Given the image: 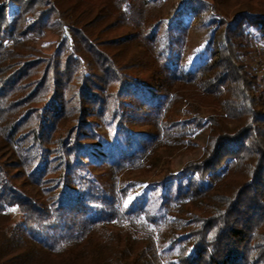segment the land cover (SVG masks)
<instances>
[{
  "label": "trees",
  "instance_id": "obj_1",
  "mask_svg": "<svg viewBox=\"0 0 264 264\" xmlns=\"http://www.w3.org/2000/svg\"><path fill=\"white\" fill-rule=\"evenodd\" d=\"M228 2L0 0V264H264V7L228 19ZM202 12L210 40L184 55ZM209 123L195 177H123Z\"/></svg>",
  "mask_w": 264,
  "mask_h": 264
},
{
  "label": "rangeland",
  "instance_id": "obj_2",
  "mask_svg": "<svg viewBox=\"0 0 264 264\" xmlns=\"http://www.w3.org/2000/svg\"><path fill=\"white\" fill-rule=\"evenodd\" d=\"M210 2L215 3L216 0H208ZM229 2L223 6L219 5L218 9L221 8L222 13H224L226 16H228V19H231L234 13L239 9H251V10H260L264 7V0H228ZM171 3L161 4L159 7L156 6V8L150 7L149 9V15L147 21H155L159 15H165L168 13ZM13 12H17V7H13ZM210 15L208 13L202 12L200 17L193 19V16L191 17L192 26L189 27L186 40H185V46H184V55H189L191 52H195L201 44L204 42L210 40V33L209 30L213 27L210 25L207 27L205 22L208 20ZM183 23H185L183 21ZM127 29L125 27L119 28L118 31L112 32V34L117 35L118 33L124 32ZM58 40V35L56 32L52 30H48L43 37L37 40L36 46L38 50H40L41 54L43 55H50L53 53L56 47V42ZM137 49V48H136ZM253 50L255 51L251 57L250 62L256 66L259 70V78L261 80L262 88L264 89V39L262 41H259L257 44H254ZM151 62V66H152ZM153 68V67H151ZM148 72L144 70H134L133 72H138L139 75H148L151 70L148 67ZM196 97L192 95L187 100L186 104L183 105V108L185 106H191L192 105H198L200 110L205 113L206 117L209 115H214L218 113H222L224 111L223 106L218 102L213 100L212 98L203 99L205 101L197 100ZM202 99V98H200ZM186 101V100H185ZM180 105V104H179ZM149 113V112H148ZM150 114H148L149 116ZM71 120H68L69 125L71 124ZM211 133V127L210 123L204 126L201 130L198 132H191L187 137L190 140V143H172L171 146H165L158 150L156 153V156L147 164L143 169L139 171H125L123 177L126 179H139L142 181L140 185L143 184V186H146L149 190L154 188L156 191H160L167 182L172 173H177L176 176L172 179L174 181H178L179 174L183 175L182 169L186 165V163L190 161H194L200 156H202L204 152V147L207 142V138ZM5 150V149H4ZM6 152V150L4 151ZM102 166L101 168H98V174L101 173V176L104 178H108V171ZM105 170V172H104ZM181 170V171H180ZM177 171V172H176ZM105 173V174H104ZM195 177L196 173H189L187 172L186 175H183V179L188 177ZM15 216L17 217V214L15 213ZM172 226L173 228H171ZM170 226L167 230V233L172 234V229L177 227V220L172 218L170 220ZM171 228V229H170Z\"/></svg>",
  "mask_w": 264,
  "mask_h": 264
},
{
  "label": "snow or ice",
  "instance_id": "obj_3",
  "mask_svg": "<svg viewBox=\"0 0 264 264\" xmlns=\"http://www.w3.org/2000/svg\"><path fill=\"white\" fill-rule=\"evenodd\" d=\"M130 202V201H129Z\"/></svg>",
  "mask_w": 264,
  "mask_h": 264
}]
</instances>
